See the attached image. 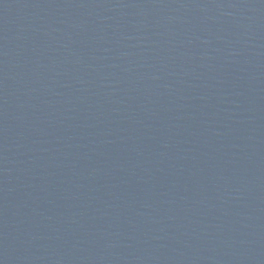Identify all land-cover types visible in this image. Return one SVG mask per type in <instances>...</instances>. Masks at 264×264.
Returning a JSON list of instances; mask_svg holds the SVG:
<instances>
[{"label":"water","instance_id":"water-1","mask_svg":"<svg viewBox=\"0 0 264 264\" xmlns=\"http://www.w3.org/2000/svg\"><path fill=\"white\" fill-rule=\"evenodd\" d=\"M0 264H264V0H0Z\"/></svg>","mask_w":264,"mask_h":264}]
</instances>
